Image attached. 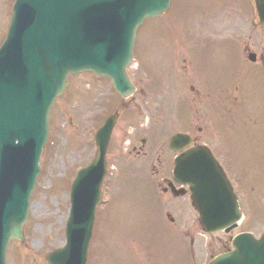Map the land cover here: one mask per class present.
Instances as JSON below:
<instances>
[{"label":"rangeland","instance_id":"obj_1","mask_svg":"<svg viewBox=\"0 0 264 264\" xmlns=\"http://www.w3.org/2000/svg\"><path fill=\"white\" fill-rule=\"evenodd\" d=\"M14 2L0 0V46ZM173 2L169 13L148 21L137 34L136 60L129 69L138 88L134 100L121 98L110 80L91 73L69 78L65 94L50 115V136L31 199L26 240L11 243L8 264H48L47 254L64 245L72 181L80 168L95 159L96 132L117 111L121 118L109 155L113 170L104 186V205L95 223L88 264H208L230 244L229 235L203 233L198 214L187 207L189 198L174 200L162 194V180L170 176L174 156L168 141L177 132H191L227 150L230 177L247 212L237 232L257 234L264 229V219L258 217V212L264 216V205L256 197L262 166L258 152L264 151V134L252 125L255 111L248 105L249 97L245 102L251 90L238 73L239 0ZM228 44L233 49L226 48ZM218 59L231 63H214ZM219 65L231 67L230 72L225 69L229 79L222 87L231 96L226 113L221 112L222 105L210 106L212 88L202 76ZM195 82L206 90L198 100L191 91ZM215 113L220 116L217 128L206 123V117ZM222 121L227 123L221 124L227 125L226 135L218 129ZM240 124L247 129L238 133ZM200 128L203 135L198 133ZM133 147L135 152H131ZM218 156L223 162L224 155Z\"/></svg>","mask_w":264,"mask_h":264},{"label":"water","instance_id":"obj_2","mask_svg":"<svg viewBox=\"0 0 264 264\" xmlns=\"http://www.w3.org/2000/svg\"><path fill=\"white\" fill-rule=\"evenodd\" d=\"M171 0H16L11 27L0 50V264L13 240L24 242L29 203L49 134V113L71 74L94 72L113 80L117 92L134 93L127 68L138 28L168 11ZM116 118L97 135L98 156L81 170L71 193L67 244L49 264H86L106 152ZM181 143L175 138L172 146ZM199 150L191 153L196 154ZM182 161L187 163L185 157ZM187 170L206 232L236 227L235 197L223 173L207 156ZM235 251L212 264H264V236L238 237Z\"/></svg>","mask_w":264,"mask_h":264},{"label":"flooded vegetation","instance_id":"obj_3","mask_svg":"<svg viewBox=\"0 0 264 264\" xmlns=\"http://www.w3.org/2000/svg\"><path fill=\"white\" fill-rule=\"evenodd\" d=\"M259 3V0H239L241 20L239 24V42L237 48L240 49V55L238 57L241 59L238 72L239 77H243L244 85L251 90L249 94H245V102L247 100L246 98L249 97L248 105L255 111L254 116L256 118L252 123L264 134V19L262 17L264 14V7L263 3H260V6L258 5ZM226 48L231 49L229 45L226 46ZM228 52H232L236 55L235 52L231 50H228ZM208 81L210 88H212L209 94L210 106L215 108L222 105L220 108H222L223 111L221 112H226V104L228 101L231 102L230 93H226V89L222 88L224 84L220 81H213V79H208ZM199 82H195L191 89L192 92L196 94L195 100H198L202 95V88L200 89L197 87ZM236 101L237 97L235 98V103H237ZM210 115L213 120L218 117L216 113L215 115ZM218 129L222 134H225L224 126L220 125ZM222 140H225V136ZM211 147L215 156L216 154L224 156L228 154L227 150L225 149V153L224 148H219L217 143L216 146ZM258 155L261 157L262 166L258 174L259 181L256 184V197L259 205H264V151L262 152L259 150ZM258 217L264 219L263 213L261 216L258 212ZM262 231L264 232V229H262ZM226 248L228 250L227 245L224 246V249Z\"/></svg>","mask_w":264,"mask_h":264}]
</instances>
